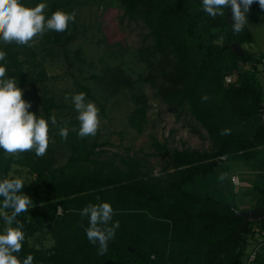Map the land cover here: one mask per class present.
Here are the masks:
<instances>
[{"label": "trees", "instance_id": "obj_1", "mask_svg": "<svg viewBox=\"0 0 264 264\" xmlns=\"http://www.w3.org/2000/svg\"><path fill=\"white\" fill-rule=\"evenodd\" d=\"M41 2L48 5L46 16L57 9L71 13L78 4L90 2L118 5L128 18L142 20L149 33L136 54L148 77L139 76L136 81L121 66H107L90 76L95 92L108 99L123 89L132 90L134 108L128 123L141 132L149 105L138 83L148 82L177 119L189 116L205 129L210 147L171 151L166 141L153 139L154 154L167 159L159 175L152 174L146 158L143 162L121 156L119 163L101 159V147L108 143L80 139L75 130L69 131L66 141L62 139L70 151L63 164L50 154V139L43 157L25 152L13 159L0 150V179L16 178L11 174L16 164L35 172L22 189L33 207L17 217L25 232L18 258L23 261L32 254L33 264H264V219L251 220L238 232L242 219L234 215L239 209L234 185L228 175L223 181L218 178L227 173L225 166L219 167L222 157L253 168L251 191L256 200L251 208L242 209H264V85L258 77L263 56L242 47L253 41L249 26L234 34L226 21L228 8L224 17L213 19L202 10V0H21L29 7ZM78 31L76 22H70L63 33L49 31L37 38L39 48L44 55L58 48L69 65L84 61L80 48L68 49ZM233 43L242 54L233 49ZM0 50L7 54V75L16 78L18 87L45 77L42 60L32 46L0 43ZM246 63L249 67L243 68ZM156 75L162 79L160 84L155 83ZM227 75L233 79L225 84ZM74 83L95 100L91 87ZM204 94L211 99L202 102ZM39 101V117L49 121L50 135L52 110L59 105L53 96ZM66 120L78 125L71 117ZM224 128L231 134L219 135ZM100 202L111 204L112 222L120 224L104 255H98V246L87 240L88 218L80 215L89 203ZM3 227L0 218V231ZM45 229L53 244L36 247L30 239ZM252 251L255 255L249 261Z\"/></svg>", "mask_w": 264, "mask_h": 264}, {"label": "rangeland", "instance_id": "obj_2", "mask_svg": "<svg viewBox=\"0 0 264 264\" xmlns=\"http://www.w3.org/2000/svg\"><path fill=\"white\" fill-rule=\"evenodd\" d=\"M76 8L75 22L79 31L76 39L69 44L68 49L72 52L80 48L84 61L69 65L58 48L53 49L51 55H44L36 38L32 43V48L38 53V59L42 60L45 77L42 81L37 79V81L26 84L25 88H21L23 90L22 98L31 104L28 111L38 117L41 114L39 98L42 96H53L59 105L52 110L57 123L50 124L52 130L49 135L53 148L50 154L57 155L58 164H63L70 153L58 135L59 128L64 126L67 117L77 121L78 114L71 100H65L66 94L80 92L76 88L75 81L93 89L95 100L88 97L87 99L93 101L100 109V128L97 134L89 139L92 141L95 138L100 143H108L101 147L103 149L99 155L101 159H111L119 163L121 156L128 155L143 162L146 158V165L152 174L159 175L163 173L162 166L165 165L167 159L154 154L156 150L151 145L153 139L161 142L166 141L171 151L182 148L208 149L210 140L207 138L205 129L199 127L197 122L189 116L177 119L168 106L156 95V88L150 83H138L146 94L149 105L147 121L141 132L131 128L128 123V117L134 108V101L131 97L132 90L123 89L108 99L103 97L99 90L95 92L97 86L90 76L100 74L107 66H121L136 81L139 76L148 77L149 71L142 62L137 60L136 51L147 39L149 29L142 20L130 19L125 16L123 8L115 4L88 2L84 5L78 4ZM246 17L253 41L242 47L255 55L260 54L264 60V10L260 8L256 0L250 6ZM249 65L250 63H246L242 67L248 68ZM259 67L264 68V65L261 64ZM32 70L35 72L38 69L31 68ZM24 71H28L26 66H24ZM258 77L264 85L262 71ZM161 82V77L156 75L155 83L160 84ZM224 83L227 82L224 81ZM77 124L79 125L78 121ZM78 125L68 123L67 127L69 131H74ZM220 166L227 168L228 178L234 185L233 191L236 195L238 208L241 210H246L242 208H251L256 200V193L251 191V184L255 180L253 168L242 161L234 162L225 159V157H222V161L219 162ZM11 174L24 182H29L35 177L33 170L20 164L13 166ZM233 177H236L237 180L233 181ZM60 213L58 208L57 214ZM30 241L36 247L42 248H48L53 244L49 229L35 234Z\"/></svg>", "mask_w": 264, "mask_h": 264}, {"label": "clouds", "instance_id": "obj_3", "mask_svg": "<svg viewBox=\"0 0 264 264\" xmlns=\"http://www.w3.org/2000/svg\"><path fill=\"white\" fill-rule=\"evenodd\" d=\"M264 10V0H256ZM254 0H202V10L215 19L224 17V9H231V29L234 34L241 33L248 23L246 13ZM46 3H38L29 7L21 0H0V43L17 44L31 47L33 41L42 38L47 32L63 33L68 30L69 23H75L76 11L71 13L57 9L50 16L45 15ZM223 41V36L220 37ZM6 52L0 50V150L9 157L19 159L25 152H34L36 157L46 155L49 147V121L28 111L31 104L25 101L23 90L17 86L15 77L7 75ZM71 100L77 112L79 122L77 137L84 139L94 137L101 124L100 109L87 99L85 92L66 94L65 100ZM211 97L201 96L206 102ZM51 123H57L55 116ZM68 121L59 128L58 135L67 140ZM231 130L224 128L219 135H230ZM227 173H221L219 179L225 180ZM24 181L20 178L0 179V218L4 227L0 231V264H33L34 257L28 254L21 261L17 254L21 252L25 240L24 224L17 219L33 207L31 198L22 192ZM99 201V196L96 197ZM81 217L88 218V226L84 228L87 240L97 247V254L104 255L108 251V242L115 238L119 221L112 222L113 208L108 202L89 203L80 211ZM15 225V226H13ZM81 227H84L82 224Z\"/></svg>", "mask_w": 264, "mask_h": 264}, {"label": "water", "instance_id": "obj_4", "mask_svg": "<svg viewBox=\"0 0 264 264\" xmlns=\"http://www.w3.org/2000/svg\"><path fill=\"white\" fill-rule=\"evenodd\" d=\"M226 21L231 24V9L228 8L226 11ZM233 49L239 53L242 54L243 51L240 48V46L237 43L232 44ZM235 217H238L242 219L241 223L239 224L237 231L239 232L242 227L247 224L251 220H259L264 219V209L262 207H253L252 209H246V210H235Z\"/></svg>", "mask_w": 264, "mask_h": 264}, {"label": "built area", "instance_id": "obj_5", "mask_svg": "<svg viewBox=\"0 0 264 264\" xmlns=\"http://www.w3.org/2000/svg\"><path fill=\"white\" fill-rule=\"evenodd\" d=\"M263 65H264V60H263ZM262 72L264 73V68H263V67H262ZM232 79H233L232 75H227V76L225 77V81H226L227 83L231 82ZM234 179L237 180L236 177H233V178H232L233 181H234ZM261 239H262V240L264 239V232L262 233V238H261ZM254 255H255V251H252V252L250 253V255H249V258H248L249 261H252V260H253Z\"/></svg>", "mask_w": 264, "mask_h": 264}]
</instances>
